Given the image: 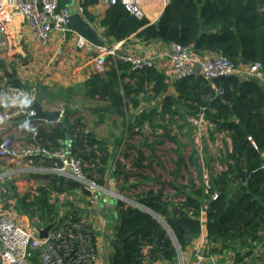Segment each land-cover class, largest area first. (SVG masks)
Here are the masks:
<instances>
[{"label": "trees", "instance_id": "obj_1", "mask_svg": "<svg viewBox=\"0 0 264 264\" xmlns=\"http://www.w3.org/2000/svg\"><path fill=\"white\" fill-rule=\"evenodd\" d=\"M97 2L87 0L83 4L84 18L90 24L97 23L109 44L126 43L131 38L147 44H178L190 49L195 56L208 53L225 57L236 68L258 63L264 74V0H168L158 29L146 18L131 16L120 4L105 8L99 19L90 11ZM63 7L64 1L60 0L59 9ZM0 70L3 71L2 79L11 86L40 94L45 110H49L45 102H53L56 98L62 112H69L57 123L34 122L28 133L29 142L35 130V143L51 151L64 149L81 161L86 180L98 186L104 185V176L113 168V176L123 175L125 182L135 177L140 178L142 184L151 182L159 184L162 190L169 187L175 192L173 198H166L161 189L149 190L140 194L136 203L165 223L180 252L190 245L189 241L200 237L202 215L209 255L231 254L235 262L240 263L263 245L264 89L256 79L229 76L207 80L200 72H194L174 82L175 95H169L165 94L167 77L156 68L131 70L122 60L108 58L103 74L93 73L79 86L58 87L56 93H51L39 83L34 86L23 83L15 73L6 72L2 65ZM77 100L116 108L114 114L123 121L128 140L141 136L139 146L123 144L120 147V139L110 149L93 131H87L79 119H72L77 110L71 105ZM152 101L155 107L137 113L143 102ZM200 113L211 125L210 134H223L228 139L229 147L221 159L225 170L215 175L209 173L207 187L191 175L185 186L163 184L144 176L155 165H160L155 149L161 141L175 146V173L180 175L181 168H186V161L178 151L181 145L172 131L175 129L179 136L192 132L194 128L188 121ZM102 116L104 114H99L100 120ZM37 123L40 125L36 126ZM144 125L151 127V136L157 131L160 136L150 142L140 131ZM113 149L116 152L111 154ZM120 149L123 161L135 172L125 173V163L116 160ZM188 161L194 166V155ZM236 162L245 171V183L234 178ZM205 168L210 169V161ZM39 177L46 184L37 187L33 195L19 197L14 189H9L10 194L3 196L15 200L14 209L18 214L26 216L36 229L66 222L71 225L86 217L76 203L66 202L61 206L56 199L58 196L77 198L79 192L88 196L83 184L54 174L34 176ZM214 194H217L215 200L212 199ZM76 201L84 207L88 205L83 199ZM114 209L117 223L110 242V264H176L177 249L168 232L153 216L121 201L115 202ZM32 263L40 264L38 256L32 258Z\"/></svg>", "mask_w": 264, "mask_h": 264}, {"label": "built area", "instance_id": "obj_2", "mask_svg": "<svg viewBox=\"0 0 264 264\" xmlns=\"http://www.w3.org/2000/svg\"><path fill=\"white\" fill-rule=\"evenodd\" d=\"M60 0H0V58L4 50L9 53L12 48L11 37L16 26L15 18L22 20L31 31L38 45L46 49L50 46V36L53 33H66L68 31V18L71 14L83 16V4L87 0H75L72 7L59 9ZM98 4L105 8L120 4L126 12L137 19L144 17L146 4L165 5V0H98ZM21 35V33H19ZM76 48L91 57V65L94 73L103 74L106 70L107 59L119 57V50L124 42L104 47H96L82 37L75 39ZM62 54L61 48L53 51L56 58ZM168 58L172 65L171 81H180L193 72L190 64L194 61L190 49L178 44H170L166 52L153 56L126 55L120 58L131 66V70L156 68L161 58ZM200 74L207 80L237 76L241 79L253 78L264 86V74L260 64L256 63L248 67H234L225 57L220 55H207L200 62ZM35 90L25 91L11 86L6 80L0 82V96L7 97L16 102L14 107L0 108V197L2 196L3 178L8 175H20L22 173L54 174L65 179H72L83 184L93 197V209L90 223H86L87 217L73 224H55L51 226L47 237L39 239L38 229L26 217L21 221L4 211L0 199V264H33L32 258L38 256L40 264H106L111 254L110 241L104 239V227L100 223L103 219L102 210L105 201L102 195H114L104 186H98L94 182L86 180L81 161L69 155L64 149L51 151L35 143L37 132H32V142H14L8 134L7 125L20 120L24 123V129L33 128L32 118L35 112L23 106L24 103L32 104L36 98ZM62 112V111H61ZM45 123V122H44ZM200 138H204L207 129L211 125L204 119L202 113L190 121ZM47 124V123H46ZM28 130V131H29ZM138 130L135 129V132ZM28 135V134H27ZM251 141L250 139H248ZM255 146V145H253ZM116 160L123 162L121 149L117 152ZM3 165H5L3 167ZM38 165V166H36ZM6 166L14 170L4 171ZM202 182L207 187L208 177L203 175ZM99 196V198H97ZM217 194L212 196L215 200ZM86 212V211H85ZM89 216L87 219H90ZM86 219V220H87ZM107 236V231H106ZM207 249V243H203ZM264 246V243L261 247ZM202 248V247H201ZM203 249L195 252V256L201 260ZM183 264L180 256L177 258ZM177 262V261H176ZM167 264V263H166ZM177 264V263H176Z\"/></svg>", "mask_w": 264, "mask_h": 264}, {"label": "crops", "instance_id": "obj_3", "mask_svg": "<svg viewBox=\"0 0 264 264\" xmlns=\"http://www.w3.org/2000/svg\"><path fill=\"white\" fill-rule=\"evenodd\" d=\"M64 1V7L63 8H70L73 5V2L75 0H63ZM168 4V0H165V5ZM165 5L162 4H156V5H148L146 4L144 6V18H146L149 22L150 25H153V22H155L158 18L159 15ZM107 8V7H105ZM105 8L101 7L98 2L97 6L94 8L90 9L91 13L96 17V13H100L99 19L102 16L103 11ZM159 11V12H158ZM84 20V14L81 16ZM86 21V20H85ZM87 22V21H86ZM97 22V21H96ZM15 23L16 26L13 28L12 35L11 37H16L18 38L17 40H20L22 37L25 40H30L31 42H34L37 44V48L39 47V53H37L36 56V62L40 65L39 68H42V75L43 79L42 82H39L44 87L51 88L52 84H55L57 87H62V88H70L74 86H79L83 84L91 74H93V68L91 65V57H87V54L79 49L76 48L75 45V39L77 38V35L72 33L69 29L66 33H53L50 36V46L47 47L46 49L41 48L38 43L36 42L35 38L33 37L31 31L29 28L24 25L22 20L18 17L15 18ZM98 34V37L100 40L104 42L105 45H113L116 44L113 42L112 44H109L108 41L102 36V32L99 29L97 23L90 24L87 22ZM21 33V35H19ZM30 36V38H28ZM80 37V36H79ZM87 41V40H86ZM88 42V41H87ZM91 44V43H90ZM93 45V44H92ZM57 48H61L62 54L56 58L53 57V51ZM167 45H164L160 42H152V43H141L136 41L135 39H129L126 43L124 42L119 51L123 52L126 55H137V56H153L155 54H160L166 52ZM4 55L1 56L0 61L4 63H0L8 73H13L7 71V65H8V58L12 55V52L10 51L7 53V51H4ZM210 56V54L206 53L201 56H195L192 55L193 57V62L190 64V68L192 72H200L199 67H200V62ZM120 60V58H118ZM117 59L115 58V61ZM159 72L164 74L167 77L166 81V87H165V94L169 95H175L174 94V89H173V82L171 81V74H172V65L171 62L169 61L168 58L164 57L161 58L158 61V65L156 67ZM0 72H3L0 70ZM17 77V76H16ZM18 78V77H17ZM20 81L21 78H19ZM2 76H0V82H2ZM28 81H31L28 79ZM23 83H28V84H33L32 82H24ZM264 89V86H262ZM16 102L13 100L8 99L7 97L0 96V108H9V107H14ZM44 102L41 101V106L43 109L44 107ZM102 106H94L93 108L96 109H102L104 105L100 103ZM155 107V103L152 101L150 103L143 102L140 105L139 110L137 113H140L141 111L145 109H150ZM93 108H90V112L97 118H99V114H104L106 113L103 112H97L94 113L92 111ZM100 121V118H99ZM190 122V121H189ZM8 129V134L11 135L13 138L14 142H28V135L26 136H21L23 130H24V123H22L20 120L13 121L9 125L6 126ZM125 137H123L122 143H124ZM229 144V142H228ZM115 153L114 149L111 151L112 153ZM195 158V156H194ZM126 164V163H125ZM195 164V163H194ZM196 167V164L194 165ZM113 168L109 171L108 175L104 176V187L111 191L114 196H118L120 200H130L136 202V200L140 197L139 195H131V193L128 192H133L134 189L136 188H145L147 184L141 183L140 178H135V177H130L126 179V182L124 181L123 175H119L117 178L116 176H113ZM126 172H135L133 171L129 164L126 165L125 173ZM152 185V183L150 184ZM136 187V188H135ZM154 191V190H153ZM156 192V191H154ZM82 195L77 196L79 199L85 200V198H81ZM64 197V196H63ZM99 198V196H97ZM102 199H104L107 209L102 210V216L103 213L105 214V218L107 219V223H111L112 221L114 222L112 226V230L110 232L107 231V237L109 238V241L113 239V229L114 226L117 223L116 216H115V198L112 196H107V195H102ZM87 201L88 205L86 207L80 206L82 210L86 211V217L89 218L91 217L92 214V209H93V204L91 203L92 200H85ZM13 206L11 208V211H6L7 209H4L5 212H8V214H11L15 219H18V221H21L23 218L26 216L20 215L17 213V211L14 209L15 206V200L12 199L10 201ZM3 203V201H2ZM7 205V204H6ZM113 218L111 222L110 219ZM92 218L88 219L91 220ZM203 219L204 216H201V235L200 237L192 241L190 245L185 249L184 252H181V259L183 261V264H264V246L262 248H258V250L250 257L246 258L243 260V262L236 263L234 257L231 254H225V255H209L207 252V249L204 250L205 246L203 243H205V230H204V225H203ZM26 220L28 221V218L26 217ZM32 223V222H30ZM33 224V223H32ZM108 230V229H107ZM202 247V248H201ZM199 249H203V252L200 254L201 260L195 256V252ZM178 261V259H177ZM106 264H110V256L108 258V261ZM156 264H166L164 262H157Z\"/></svg>", "mask_w": 264, "mask_h": 264}, {"label": "rangeland", "instance_id": "obj_4", "mask_svg": "<svg viewBox=\"0 0 264 264\" xmlns=\"http://www.w3.org/2000/svg\"><path fill=\"white\" fill-rule=\"evenodd\" d=\"M100 13H96V17L98 18ZM144 18V17H143ZM30 38V36H28ZM18 38L14 37L12 40V48L11 52L12 55L10 58H8V65L7 68L9 72H13L16 74L18 78H21L24 82H32V86L35 84L42 82L43 75H42V68H39V64L36 62V54L39 53V47L37 48V44L34 42H31L29 39L25 40L23 37L20 40H17ZM5 51V50H4ZM5 53L3 52V55ZM137 56V55H136ZM0 76L3 77V72H0ZM31 80V81H28ZM58 86L56 87L55 84H52V87L49 88L51 93H56ZM59 99H54L53 102L46 101L45 104L48 107L50 111H59L61 112L62 109L58 104ZM94 106H102L100 103H92L88 102L86 100H77L75 103L71 105V108L73 110H77L75 116L72 117V119H79L80 123L82 122L85 125V129L87 131H93L99 139L103 140L111 149L112 146L117 142L123 140V137L127 138V132H125V128L123 127V121L121 118L114 113L107 114L105 116H102V119L99 121V118L97 116L95 117L92 112H90V108H93ZM191 121V119H189ZM188 121V122H189ZM40 124L37 123L36 126H39ZM33 126V125H32ZM150 126L144 125L143 129L140 130L144 137L149 139L150 142L155 140V136L159 137L160 132L157 131V134L155 136L150 135ZM29 127L27 129H24L21 136H26V134L29 133ZM135 132V129H134ZM137 133V132H135ZM172 134L177 136V140L180 142L181 148H179V153H182L185 161H186V168H181L180 175H176L175 171V163L177 161L176 154L174 153L175 146L167 141H161L162 143L156 147V156L159 158L160 165H155L153 167L152 171H148L144 175L146 177H149L153 180L157 179L160 183L163 184H174V185H186V181L188 180L189 175L199 183V177L197 174L196 167L192 166L190 162L188 161L189 157L192 155L195 156V160L197 162V165L201 172V177L203 178V175L206 174L207 177L209 176V173H212L213 175L219 174L225 170L224 165L221 163V159L223 158L224 151L229 147L228 139L223 134H210V129H207V132L205 134L204 138H200L195 129H192V132L187 133L184 135H178L177 131L174 129L172 131ZM141 142V136H133L131 139L128 140L124 139V143H121L120 147L124 144H132L133 146H139ZM226 144V146H225ZM210 161V169L205 168L206 162ZM121 162V161H120ZM129 163L128 161H126ZM125 162H121V164H124ZM126 165V164H125ZM5 165H3L4 167ZM38 166V165H36ZM4 171H10L14 170L11 166H6L4 168ZM46 174L43 173H22L20 175H8L5 178H3V184H2V196L0 197L1 201H3L2 206L8 205V209L6 211H11L10 209L13 208L12 204L7 198L3 197L6 193L10 194L9 189H14L15 193L21 197L25 194L33 195L34 191L37 187L43 186L46 184L45 180L42 178H34V176H45ZM133 178V177H132ZM151 183V182H150ZM147 184L145 188H136L131 195H139L144 194L148 192L149 190H162L159 184L152 183V185ZM85 190V189H84ZM163 193L166 198H173L175 196V192L172 191L169 187L163 188ZM80 193V192H79ZM80 195H82L80 193ZM107 195L108 197L110 195ZM115 198V202L121 201L125 203L128 206L134 207V201L127 200L128 202H125L126 200H120L118 196L111 195ZM85 198V200H93L95 197H93L90 193H88V196L82 195L81 198ZM55 197H53L54 199ZM58 202L61 206H63L66 202L76 203L77 206H82L80 201H76L77 198L75 196L72 197H63L58 196L56 197ZM176 200H172V202H176ZM78 203L80 205H78ZM63 209V208H62ZM105 209H107V205H105ZM63 210L60 211V215L62 214ZM8 213V212H6ZM87 219V218H86ZM86 223H90V220H86ZM105 218V214L103 213V219L100 223L103 224L104 227V239L105 241L108 240L110 237L106 236V231L110 232L112 230V226L114 222L113 218L110 219L107 223ZM108 229V230H107ZM107 242V241H106ZM177 264L180 263L178 260L176 262Z\"/></svg>", "mask_w": 264, "mask_h": 264}, {"label": "water", "instance_id": "obj_5", "mask_svg": "<svg viewBox=\"0 0 264 264\" xmlns=\"http://www.w3.org/2000/svg\"><path fill=\"white\" fill-rule=\"evenodd\" d=\"M166 6L167 5H165L163 7V9L159 15V18L155 22H153V25L155 26L156 29L159 28L160 18H162L164 16ZM67 28L72 33L76 34L77 36L82 37L83 39L87 40L89 43L93 44L96 47H104L105 46L104 42L99 39L96 31L79 14H71L69 16ZM141 31H142V29L139 30L138 33ZM116 54L119 58H124L126 56V54H124L123 52H121L119 50H116ZM0 63H4V62L0 61ZM41 101H42V96L40 94H37L34 103H32V104L24 103L23 104L24 107L34 110L35 116L32 118L34 121L45 122L47 124L57 123L69 114L68 111H65V112L55 111V112H53L50 110H45L41 106ZM92 111L94 113H97V112H103V113L113 112V113H116L117 109L105 107L102 109L93 108ZM195 164H196L197 174L199 177V183L201 184V183H203L202 177H201V172H200V169L197 165L196 160H195ZM234 166L236 169V175L234 176V178L240 180L242 183H245V179H246L245 171H243L239 167V162H236ZM125 202H128V201H125ZM134 207L139 208V209L143 210L144 212L150 214L164 227V229L170 235V237H171V239H172V241H173V243L177 249L178 256H180V251H179L178 245L176 243L175 237H174L173 233L171 232V230L165 225V223L156 214H153L152 212H150L145 207H143L137 203H134ZM50 229H51V226L45 227L43 229H38L37 231H38L39 239H41V240L45 239L47 237V234L50 231ZM181 234H184V232L181 231ZM189 243H191V241H189Z\"/></svg>", "mask_w": 264, "mask_h": 264}]
</instances>
